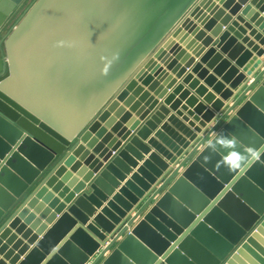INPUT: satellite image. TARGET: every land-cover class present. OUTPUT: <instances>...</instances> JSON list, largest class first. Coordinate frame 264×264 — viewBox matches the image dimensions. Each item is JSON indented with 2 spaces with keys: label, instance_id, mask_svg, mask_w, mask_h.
Here are the masks:
<instances>
[{
  "label": "water",
  "instance_id": "95a60500",
  "mask_svg": "<svg viewBox=\"0 0 264 264\" xmlns=\"http://www.w3.org/2000/svg\"><path fill=\"white\" fill-rule=\"evenodd\" d=\"M234 1L34 2L0 60V241L40 240L9 264H264V2ZM190 72L221 101L188 122Z\"/></svg>",
  "mask_w": 264,
  "mask_h": 264
},
{
  "label": "crops",
  "instance_id": "0c3cea01",
  "mask_svg": "<svg viewBox=\"0 0 264 264\" xmlns=\"http://www.w3.org/2000/svg\"><path fill=\"white\" fill-rule=\"evenodd\" d=\"M261 1L264 2V0H261ZM234 3H235V5H237L239 3V0H235ZM213 4H217V7L219 9L221 8V4L217 3V1H214ZM246 5H250V7L252 8V10L253 11L255 10L257 16L254 17V19H253L254 21L252 19L251 20H246L245 17H242L243 20L247 24H249L251 30L256 31V34L257 35L264 37V34L262 33V31H259V26H258L259 24L257 25V23H260V21H263L264 20V15L260 12V9L257 8L255 5L254 6H251V4L249 3V1L247 2ZM227 13H229V12H227ZM237 16H240L239 13H237ZM240 26H242V24H240ZM201 31H203V29ZM248 35H249V30L246 31V36H248ZM252 40H254V39H251V41ZM260 48H262V47L260 46ZM230 49H232V46L230 47ZM260 59H262V58H260ZM197 61L199 62V60H197ZM163 68H164V66H163ZM163 72H164V70H163ZM209 72H210V75L214 74L211 70H209ZM191 76L192 77L190 78V80H188L187 83L184 82L185 80L184 81H178L176 87L170 92V94H169V96L167 98V99H170L169 104L168 105H165V107H167V109L170 110V113L171 114L177 115L178 113H180L181 114V117H179V119L182 120L181 119L182 117L183 118L186 117L188 122L192 121V117H191L192 115L194 117H198L199 120H201L202 117H203V115H205L206 111H208V110L213 111V110H211V107H213V104L215 103V100L216 101H221L219 95H217V94H215L213 92V88H211V84L208 85L206 82L200 81L195 74H192ZM248 80L249 81H248V84L246 86H248L249 84H251V82L253 81L251 78L248 79ZM193 82H197V84H196V86L194 88H191V85L193 84ZM178 86H181L180 88L182 90L181 91H178L177 93H175L176 92L175 90H178V88H179ZM199 87H202L203 89L206 90V93H205L204 98H199L198 95L196 94L197 93V89ZM210 95L213 96V99H211L212 101H209L208 102L206 100V98H208ZM183 108H185L186 111H183ZM189 112L192 113L191 116H188ZM134 116H135V114L133 115V117ZM136 119L139 121L140 117H136ZM194 123L196 125L195 128H197V127L200 126V124L198 122H194ZM195 128L194 127H191V129L193 131H195ZM124 129H126V126H124ZM126 130H127V132H129L128 128ZM215 134H216V132L212 136H214ZM114 137H117V136H114ZM118 141H121V139L118 138ZM144 144H146V143H144ZM144 158H145L144 160H147V157L146 156ZM93 159L96 160L98 163H101L102 165L104 164L102 162L103 159H101L99 157V155L98 156L97 155L93 156ZM143 162L144 161H140V163H138V165H139L138 167H140L143 164ZM90 166L91 165L88 166V169L90 168ZM105 167H106V165L104 166V168ZM103 169H101L99 171V173ZM90 170H93V169H90ZM58 181H60V180H58ZM121 184L124 185V183H121ZM63 187L66 188L65 186H63ZM47 192L49 193V192H51V190L48 189ZM114 192L116 193L117 190H115ZM40 206H42L41 209L38 211V213H36L35 211ZM44 211H48V213L46 214V217L48 215L50 216L52 214V211L48 210L47 206L46 205H43L41 200L40 201H37V204L34 206V208H31L30 209V212L31 213H34L36 215V220H39L41 218V215L44 213ZM140 219L141 218H138L134 223L136 224L138 221H140ZM39 221L42 224H44L46 220H45V218H41V220H39ZM48 228L50 229L51 228V225H48ZM19 230H20V233H17ZM12 232H13L12 234L13 235H16V238H17V240L14 243L8 244V240H7V242H1L0 241V252L2 251L0 253V257H2V260H0V262H4L5 264H9L7 262L8 259H12L14 256L17 255V252L21 248V245L29 244L30 241H33L36 244L40 240V238L36 236V231H31L28 228V226H25L23 224V221L22 220H20V222L15 226V229H13ZM109 242H108L107 245H109ZM18 243H21V245L18 246ZM30 247L32 249L34 246H30ZM4 248H6V249H4ZM5 258H7V260ZM23 258L24 257L20 258L19 262Z\"/></svg>",
  "mask_w": 264,
  "mask_h": 264
},
{
  "label": "rangeland",
  "instance_id": "374dc122",
  "mask_svg": "<svg viewBox=\"0 0 264 264\" xmlns=\"http://www.w3.org/2000/svg\"><path fill=\"white\" fill-rule=\"evenodd\" d=\"M36 0H25L18 8L17 11L8 19L0 31V60L5 59L4 40L16 27L22 17L30 10Z\"/></svg>",
  "mask_w": 264,
  "mask_h": 264
},
{
  "label": "snow or ice",
  "instance_id": "6c2138e0",
  "mask_svg": "<svg viewBox=\"0 0 264 264\" xmlns=\"http://www.w3.org/2000/svg\"><path fill=\"white\" fill-rule=\"evenodd\" d=\"M0 260H2V257H0Z\"/></svg>",
  "mask_w": 264,
  "mask_h": 264
}]
</instances>
